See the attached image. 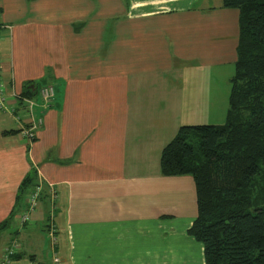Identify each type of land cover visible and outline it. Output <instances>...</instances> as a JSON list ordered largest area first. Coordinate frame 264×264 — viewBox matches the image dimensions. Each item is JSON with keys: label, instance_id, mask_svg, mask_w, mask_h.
<instances>
[{"label": "crops", "instance_id": "0c3cea01", "mask_svg": "<svg viewBox=\"0 0 264 264\" xmlns=\"http://www.w3.org/2000/svg\"><path fill=\"white\" fill-rule=\"evenodd\" d=\"M238 17L222 0H0L1 81L20 118L0 110V264L7 248L8 264H205L188 234L194 180L162 176L160 157L180 127L225 123ZM47 85L29 144L11 96L39 103ZM28 176L46 189L32 226L17 200Z\"/></svg>", "mask_w": 264, "mask_h": 264}, {"label": "trees", "instance_id": "16d2710c", "mask_svg": "<svg viewBox=\"0 0 264 264\" xmlns=\"http://www.w3.org/2000/svg\"><path fill=\"white\" fill-rule=\"evenodd\" d=\"M222 8L239 13L225 123L180 127L160 171L194 180L198 211L188 234L205 264H264V0H222ZM33 185L28 176L18 202Z\"/></svg>", "mask_w": 264, "mask_h": 264}, {"label": "built area", "instance_id": "2783aa9c", "mask_svg": "<svg viewBox=\"0 0 264 264\" xmlns=\"http://www.w3.org/2000/svg\"><path fill=\"white\" fill-rule=\"evenodd\" d=\"M14 100L19 101L24 105L25 109V125L21 128L20 133L22 137L29 143L32 144L35 139H36V132L40 129L43 119L37 115V108L40 109H46L54 99V88L51 85L44 86L43 88L40 89L39 91V103L35 102L32 99L21 97V95L13 94L11 96ZM8 97L5 96L4 94V87L1 81V67H0V110L4 112L10 113L12 116L15 114V109L10 108L7 105ZM37 107V108H36ZM41 114V113H39ZM16 121L19 122V117L14 116ZM45 188L42 185V183H37L33 185L26 193L25 198H24V205H23V210L20 215V224L21 225H26V224H31V216L32 214L36 211L37 207L39 206L43 195L45 193ZM48 196L49 198V205H50V210H49V215L50 218H52V213L54 209V204L56 201L55 197V192L52 188V186L48 185ZM48 227V232L50 235V240L52 242V245L56 244V229L52 224V221L48 220L47 223ZM6 256L3 257L1 264H8L9 263V258L14 254V248H7L5 250ZM9 257V258H8ZM55 264H59V259L55 257L53 259Z\"/></svg>", "mask_w": 264, "mask_h": 264}, {"label": "rangeland", "instance_id": "374dc122", "mask_svg": "<svg viewBox=\"0 0 264 264\" xmlns=\"http://www.w3.org/2000/svg\"><path fill=\"white\" fill-rule=\"evenodd\" d=\"M13 223H15L16 224V218L13 220ZM19 224V223H18ZM30 224V223H29ZM28 224V226H32V225H29ZM18 226V225H17ZM9 232V230L5 233V234H7ZM4 233H2L1 235H0V239L3 237V235H4ZM3 241V240H2ZM1 241V242H2ZM0 242V257L3 255L2 253H3V250H2V248H4L7 244H6V242H7V238H5L4 239V241L1 243ZM4 244H6V245H4ZM4 245V246H3Z\"/></svg>", "mask_w": 264, "mask_h": 264}]
</instances>
